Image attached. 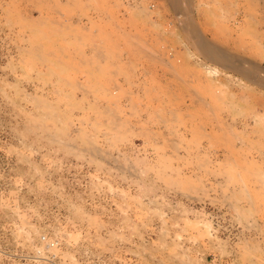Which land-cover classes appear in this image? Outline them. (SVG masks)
Masks as SVG:
<instances>
[{
  "label": "rangeland",
  "instance_id": "1",
  "mask_svg": "<svg viewBox=\"0 0 264 264\" xmlns=\"http://www.w3.org/2000/svg\"><path fill=\"white\" fill-rule=\"evenodd\" d=\"M0 0V264H264V0Z\"/></svg>",
  "mask_w": 264,
  "mask_h": 264
},
{
  "label": "built area",
  "instance_id": "2",
  "mask_svg": "<svg viewBox=\"0 0 264 264\" xmlns=\"http://www.w3.org/2000/svg\"><path fill=\"white\" fill-rule=\"evenodd\" d=\"M88 264H116V263H107L105 261L102 260H92L90 263Z\"/></svg>",
  "mask_w": 264,
  "mask_h": 264
},
{
  "label": "bare ground",
  "instance_id": "3",
  "mask_svg": "<svg viewBox=\"0 0 264 264\" xmlns=\"http://www.w3.org/2000/svg\"><path fill=\"white\" fill-rule=\"evenodd\" d=\"M176 3V1H171V3L170 4H175ZM185 262V264H192L189 260H186V261H184Z\"/></svg>",
  "mask_w": 264,
  "mask_h": 264
}]
</instances>
